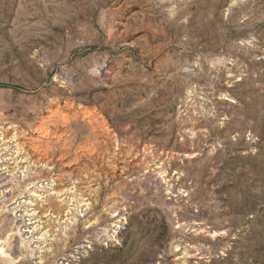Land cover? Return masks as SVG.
<instances>
[{"label": "rangeland", "instance_id": "1", "mask_svg": "<svg viewBox=\"0 0 264 264\" xmlns=\"http://www.w3.org/2000/svg\"><path fill=\"white\" fill-rule=\"evenodd\" d=\"M9 234L0 264H264V0H0Z\"/></svg>", "mask_w": 264, "mask_h": 264}, {"label": "bare ground", "instance_id": "2", "mask_svg": "<svg viewBox=\"0 0 264 264\" xmlns=\"http://www.w3.org/2000/svg\"><path fill=\"white\" fill-rule=\"evenodd\" d=\"M10 213H14L15 212V208H11L10 210ZM16 217L18 216H21V215H17V213L14 214ZM18 219V218H17ZM20 231V229H19ZM22 231V230H21ZM20 231V232H21ZM26 232V231H25ZM10 237H12V234H9L8 235V238L7 239H1L0 238V257H2L4 259V261L7 263L9 262V260H11L12 258L10 257L9 253H8V250H7V241L10 240ZM25 237L24 234H21V242H22V246L25 245ZM8 244V243H7Z\"/></svg>", "mask_w": 264, "mask_h": 264}]
</instances>
